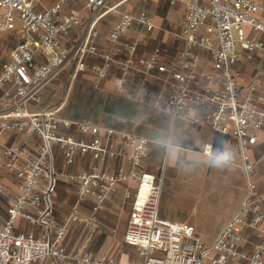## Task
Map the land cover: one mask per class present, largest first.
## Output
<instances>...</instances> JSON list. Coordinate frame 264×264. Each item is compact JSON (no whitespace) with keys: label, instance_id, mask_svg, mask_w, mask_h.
I'll return each mask as SVG.
<instances>
[{"label":"built area","instance_id":"1","mask_svg":"<svg viewBox=\"0 0 264 264\" xmlns=\"http://www.w3.org/2000/svg\"><path fill=\"white\" fill-rule=\"evenodd\" d=\"M83 8L63 13L70 0H57L39 10V0H0V34L19 30L20 41L9 52L0 74V104L5 119L0 129L36 134L42 139L39 152L31 156L24 145H4L0 140V170L19 179L17 195L0 186L7 196V219L0 228V264H132L130 255L119 258L89 253L90 242L99 230L96 214H82L78 207L59 223L50 217L55 185L61 172L56 149L66 164L78 156L105 162L117 156L116 144L126 148V157L114 170L98 166L76 174L81 202L93 198L101 209L121 184L129 185L125 197L132 200L124 243L136 249L137 264H264V194L256 179V164L247 150L264 144V82L241 81L235 62L264 48L247 29L264 34V4L255 0H191L187 4L183 45L179 55L164 61L158 50L139 54L141 40L154 29L146 13L134 16L120 4L107 7L108 0H76ZM78 41L62 45L69 32L85 21ZM115 15L119 21L109 33L110 47L97 44V23ZM138 22L145 31L122 41L121 35ZM237 42L243 53L237 51ZM199 50L208 51L204 58ZM90 59L94 60L93 63ZM76 80L83 72L96 80L115 74L113 85L126 94L136 80L135 94L173 118L199 110L196 122L213 131L233 134L243 151L247 193L240 209L225 224L214 241L206 243L187 222L164 220L159 214L162 180L146 171L152 139L124 129L59 115L62 109L31 111L27 103L42 102V87L66 66ZM91 136L92 139H84ZM107 139V141H105ZM23 217L43 226V235L16 232ZM87 224V232L74 250L69 238L74 225ZM255 237L252 248L246 243Z\"/></svg>","mask_w":264,"mask_h":264},{"label":"crops","instance_id":"2","mask_svg":"<svg viewBox=\"0 0 264 264\" xmlns=\"http://www.w3.org/2000/svg\"><path fill=\"white\" fill-rule=\"evenodd\" d=\"M56 1L39 0L37 8L39 10L50 8ZM190 1L108 0L107 7L120 4L124 12L134 16L146 13L153 21L154 29L147 34L146 38L141 40L139 54L148 55L158 50L162 59L168 62L175 59L182 48V34L187 4ZM255 1L264 4V0ZM73 7L83 8V4L76 0H70L69 4L63 7V13H68ZM88 14L84 10L83 18L85 21L80 27L72 29L66 38L61 40L62 45L69 46L71 42L79 40L80 34L85 30ZM119 19L115 15H106L99 19L96 26L98 31L97 44L102 50H107L110 47L109 33ZM144 31V26L135 22L127 32L121 35V40H133L137 38L138 33ZM19 35V30H10L0 34V74L4 64L9 60L10 50L20 41ZM247 36L254 41L264 40L263 33L254 32L251 29H247ZM199 53L204 58L209 57L208 51L199 50ZM90 62L93 63L94 60L90 59ZM233 67L241 72V81L243 83L252 79L264 82V48L256 50L250 56L245 54L240 61L234 63ZM88 74L93 77L95 84L105 85L106 83L107 85L104 87L116 93L113 85L115 74H111L109 78L104 80H96L91 73ZM51 79L41 89L42 102L40 104L27 103V107L31 111H39L42 108H51L53 106L50 105L52 96L46 95L45 92V88ZM136 81L130 84L126 94L134 93L137 98H140L135 94ZM1 94L2 89L0 88V97ZM164 113L161 116L152 113L147 118L150 121L149 129L139 127L138 131L135 132L153 140L150 145L151 154L145 160V164L148 174L162 180V193L159 203L160 217L164 220L192 224L188 220L174 216L169 205L171 204L172 207L179 206L183 202L190 204L196 200L200 201L201 199L221 195L218 192L219 190L228 189L229 193L231 192L232 194V197L231 195L229 197L231 210L224 215L222 221L214 229V240L225 224L240 209L247 193L241 142L233 134L217 133L203 122L194 121L200 115V111L197 109L181 114L176 118L172 117L176 124V132L168 138L166 127L171 115L168 112ZM0 119H5L1 104ZM162 119L164 122H162ZM110 126L128 130L115 125ZM83 138L92 139L91 136H84ZM0 140L4 145H24L28 142L27 149L31 156L38 154L42 143V139L36 134L2 129H0ZM112 141L115 143L117 156L110 160L107 159L105 162L93 160L89 156H78L73 164H66L60 156V150L56 149V164L61 175L56 181L55 194L50 207V217L61 223L70 216L71 210L75 207H78L84 215L95 213L99 222V230L97 232L99 236L97 239L103 245L112 244L114 248L117 247V251L112 257L119 258L130 217L132 200H128L125 197L129 185H119L118 190L109 196L105 205L101 209L95 210L93 198L89 197L84 202L80 201L78 182L76 181V174L81 170L89 171L93 167L98 166L104 170L112 171L120 160L125 159L126 148L116 144V140L113 139ZM248 151L251 159L256 164V179L259 190L264 194V176L260 177L261 179L257 177V174L260 175L261 172L264 174V144L259 143L251 146L247 153ZM18 185L19 179L13 172L0 170V186H3L11 194L17 195L19 193ZM6 197V194L0 192V228L7 219L8 206ZM168 202L170 203L168 204ZM87 227V224L74 225L69 238L71 250L81 245L86 235ZM15 231L42 236L43 226L34 225L25 218L20 217L15 224ZM89 253H91L90 249Z\"/></svg>","mask_w":264,"mask_h":264},{"label":"rangeland","instance_id":"3","mask_svg":"<svg viewBox=\"0 0 264 264\" xmlns=\"http://www.w3.org/2000/svg\"><path fill=\"white\" fill-rule=\"evenodd\" d=\"M237 51L243 53L238 42ZM71 68V65L66 66L55 74L45 88L46 95L52 96L50 105L53 106L51 108L58 109L62 106L59 115L73 119H83L101 125H115L137 132L139 127L147 129L150 126V121L147 118L152 113L161 116L162 113L166 112L165 110L155 109L147 99L137 98L134 93L118 95L111 89L105 88L106 83L105 85L99 82L98 85L95 84L93 77L88 74L89 70L79 74L77 79L72 81L69 77ZM162 122H164L163 119ZM166 128L168 138L175 134L176 124L172 120V116L167 121ZM260 175L257 174L258 179L264 176L263 172ZM218 192L221 195H215V198L208 197L190 204L183 202L181 205L174 207L171 204L169 205L172 214L179 219H185L194 224L195 226H193L197 229L198 235L208 244L214 241L213 232L216 226L222 221L224 215L231 210L229 198L230 195L232 197L231 192L229 193L228 189L219 190ZM98 236L99 234L96 233L94 239L90 242L89 249L91 253L98 256H113L117 251V247L114 248L112 244L103 245L97 239ZM254 242H256L255 237L248 240L246 247L252 248ZM121 253L130 255V263L137 264L139 262L136 249L124 242L121 246L120 255Z\"/></svg>","mask_w":264,"mask_h":264}]
</instances>
